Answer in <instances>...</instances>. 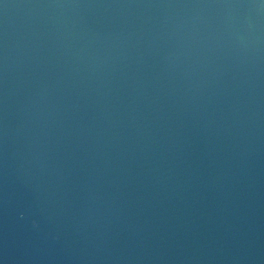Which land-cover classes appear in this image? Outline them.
<instances>
[{
  "label": "water",
  "instance_id": "95a60500",
  "mask_svg": "<svg viewBox=\"0 0 264 264\" xmlns=\"http://www.w3.org/2000/svg\"><path fill=\"white\" fill-rule=\"evenodd\" d=\"M0 264H264V0H0Z\"/></svg>",
  "mask_w": 264,
  "mask_h": 264
}]
</instances>
